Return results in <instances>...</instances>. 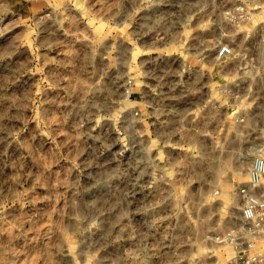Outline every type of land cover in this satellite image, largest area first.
Wrapping results in <instances>:
<instances>
[{"label": "rangeland", "instance_id": "1", "mask_svg": "<svg viewBox=\"0 0 264 264\" xmlns=\"http://www.w3.org/2000/svg\"><path fill=\"white\" fill-rule=\"evenodd\" d=\"M257 1L0 0V264H264Z\"/></svg>", "mask_w": 264, "mask_h": 264}, {"label": "built area", "instance_id": "2", "mask_svg": "<svg viewBox=\"0 0 264 264\" xmlns=\"http://www.w3.org/2000/svg\"><path fill=\"white\" fill-rule=\"evenodd\" d=\"M257 2H262V0H258ZM264 8V6H263ZM263 8L260 12L263 11ZM259 12V11H258ZM258 12H253L250 8H247L245 11V17H247V26L243 31V43L239 45L236 41H230L226 43H222L218 50V55L220 58H232L236 55V50L243 49V60L250 59L251 51L256 50L259 52V49L264 50V21L263 22H254V19ZM255 74L250 80H254L258 82L261 75L259 70L252 69L250 67L247 70V75L249 76ZM247 78V77H244ZM263 84V83H262ZM259 88V84H257ZM257 88V89H258ZM264 91V85H262ZM259 91V89H258ZM260 92V91H259ZM257 92V93H259ZM264 185V158L257 157L251 168H250V182H248L245 186H243V198H246V203L243 209V222L246 223L248 220H256L259 221L264 220V196L262 192V186ZM244 198V199H245ZM259 224H257V228L254 230L255 232H259ZM255 227V226H254ZM251 229V228H250ZM253 230V229H251ZM262 255L254 258L251 260L249 256L243 254V262L247 257L250 259L247 261L246 264H257L259 258Z\"/></svg>", "mask_w": 264, "mask_h": 264}, {"label": "bare ground", "instance_id": "3", "mask_svg": "<svg viewBox=\"0 0 264 264\" xmlns=\"http://www.w3.org/2000/svg\"><path fill=\"white\" fill-rule=\"evenodd\" d=\"M261 50H263V49H259V51H261ZM236 53H238V50H236ZM249 156H250V154H249ZM249 156H248V157L246 156L245 159H246V158L249 159ZM250 158H251V157H250Z\"/></svg>", "mask_w": 264, "mask_h": 264}]
</instances>
